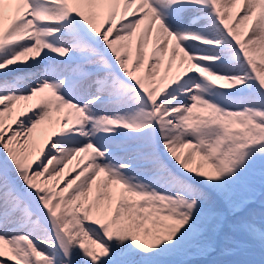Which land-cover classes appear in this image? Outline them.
I'll return each mask as SVG.
<instances>
[{
	"label": "snow or ice",
	"instance_id": "snow-or-ice-1",
	"mask_svg": "<svg viewBox=\"0 0 264 264\" xmlns=\"http://www.w3.org/2000/svg\"><path fill=\"white\" fill-rule=\"evenodd\" d=\"M264 264V0H0V264Z\"/></svg>",
	"mask_w": 264,
	"mask_h": 264
},
{
	"label": "rangeland",
	"instance_id": "rangeland-1",
	"mask_svg": "<svg viewBox=\"0 0 264 264\" xmlns=\"http://www.w3.org/2000/svg\"><path fill=\"white\" fill-rule=\"evenodd\" d=\"M194 264H201V262L199 260H195Z\"/></svg>",
	"mask_w": 264,
	"mask_h": 264
}]
</instances>
